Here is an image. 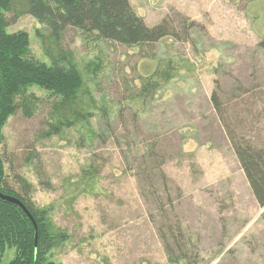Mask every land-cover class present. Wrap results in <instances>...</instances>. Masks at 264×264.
<instances>
[{
    "label": "rangeland",
    "instance_id": "1",
    "mask_svg": "<svg viewBox=\"0 0 264 264\" xmlns=\"http://www.w3.org/2000/svg\"><path fill=\"white\" fill-rule=\"evenodd\" d=\"M130 1L151 27L194 22L191 41L169 37L128 47L69 28L63 46L81 70L84 106L94 116L45 138L53 103L31 88L33 118L19 111L3 130L9 183L19 189L15 175L23 176L33 185L34 204L52 206L53 227L70 236L50 255L62 264H172L167 244L199 264H264V209L212 103L218 92L231 126L254 131L264 145V0ZM8 30L26 31L32 56L49 61L37 35L46 29L32 15ZM158 58L188 61L192 75L144 100L142 85ZM151 148L159 157L142 163ZM161 167L173 208L162 181L144 174ZM15 256L8 249L2 264Z\"/></svg>",
    "mask_w": 264,
    "mask_h": 264
},
{
    "label": "trees",
    "instance_id": "2",
    "mask_svg": "<svg viewBox=\"0 0 264 264\" xmlns=\"http://www.w3.org/2000/svg\"><path fill=\"white\" fill-rule=\"evenodd\" d=\"M30 15L46 29V32L38 31L37 35L48 62L32 56L30 35L26 31L10 33L8 30L19 18ZM189 22L184 18L177 28L168 19L151 27L137 14L130 0H0V145L4 127L12 116L22 111L24 116L33 118L36 99L28 91L34 86L47 92L53 103L54 122L49 123L45 138L58 136L65 129L92 120L94 115L85 108L82 97L85 83L81 70L63 46L65 32L69 28L95 34L111 43L135 47L157 44L169 37L179 42H190L196 24ZM259 49L264 51V40L260 42ZM192 71L193 65L188 61L158 58L155 69L143 82L141 97L146 100L150 95H156L164 85L182 76L189 78ZM212 103L247 176L253 196L264 209V145L259 143L254 131H238L231 126V119L226 117L229 112L224 109L218 92L212 94ZM109 115L106 109H102L100 118L107 119ZM104 123L111 127L110 122ZM157 155L154 148L147 150L141 156L142 163L153 162L159 157ZM7 163L6 156L0 154V193L18 198L35 223L18 205L0 199V264L8 249H14L16 254L8 264H62L54 258L51 260L50 255L70 241L68 232L53 227L49 218L52 206L37 207L34 204L31 196L33 185L27 179L15 175L19 189L9 183ZM144 174H148L149 180L157 177L162 181L166 201L172 207L174 201L165 170L162 167L146 168ZM150 190L159 194L156 186L151 185ZM262 219L264 221V213ZM177 231L174 237L177 248L181 250V227L178 226ZM169 232L173 230L169 228ZM166 247L172 264H179L182 260L186 264H199L198 258L189 257L186 253L177 255L170 244Z\"/></svg>",
    "mask_w": 264,
    "mask_h": 264
},
{
    "label": "water",
    "instance_id": "3",
    "mask_svg": "<svg viewBox=\"0 0 264 264\" xmlns=\"http://www.w3.org/2000/svg\"><path fill=\"white\" fill-rule=\"evenodd\" d=\"M0 199L3 200V201H7L9 203H12L14 205L15 204L18 205L20 208H22L24 210V212L29 216V218L32 219V221L34 222V219L32 218L29 210L24 207V205L22 204V202L18 198L10 197V196L3 195V194L0 193ZM35 227H36V224H35Z\"/></svg>",
    "mask_w": 264,
    "mask_h": 264
}]
</instances>
